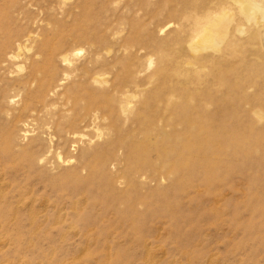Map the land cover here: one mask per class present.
<instances>
[{
  "label": "rangeland",
  "instance_id": "374dc122",
  "mask_svg": "<svg viewBox=\"0 0 264 264\" xmlns=\"http://www.w3.org/2000/svg\"><path fill=\"white\" fill-rule=\"evenodd\" d=\"M232 2L0 0V264H264V19L247 21ZM205 15V26L232 22L223 56L227 44L190 43L192 18ZM78 50L71 69L63 59ZM133 93L130 119H118L114 102ZM137 112L154 122L179 113L229 145L186 135L199 146L183 153L177 179L146 167L147 182L131 184L120 144L95 179L74 167L116 119L121 135L141 139Z\"/></svg>",
  "mask_w": 264,
  "mask_h": 264
},
{
  "label": "bare ground",
  "instance_id": "6f19581e",
  "mask_svg": "<svg viewBox=\"0 0 264 264\" xmlns=\"http://www.w3.org/2000/svg\"><path fill=\"white\" fill-rule=\"evenodd\" d=\"M119 2V1H118ZM233 2L235 3V6L238 5L239 11L241 16L243 15L244 18L247 19V21H256L257 18L260 17L261 19H264V0H233ZM232 2V3H233ZM115 4V3H114ZM234 6V5H232ZM222 7V6H220ZM219 7V8H220ZM226 10V9H225ZM206 11V10H205ZM213 11V10H212ZM209 12V11H208ZM194 13V12H193ZM218 12H215V14ZM226 13V12H224ZM123 14V13H122ZM204 14H207L204 13ZM203 14V15H204ZM213 13V15H215ZM220 14H222L220 12ZM227 14V13H226ZM196 15V14H195ZM209 15V14H208ZM260 17H257V16ZM206 17L203 18H197V19H193V26L190 28L191 30V36H190V43H192L194 45V43H196L197 41L201 42V46L205 45V46H212V47H216L217 51L219 49V45L220 44H227L224 48V50L218 51L219 56H223L224 51H227V49H230L233 45H231V43H228V30L225 29L227 27L221 25L223 23V20H219L218 17L220 16H216V18H214V16L211 18L210 23H212L210 25V27H212V30H206V27H208L207 22L205 23L207 26L204 25L203 23V19L205 18H210V16L205 15ZM212 16V15H211ZM226 18L228 15H225ZM242 16V17H243ZM184 17V16H183ZM190 16H188L187 18H189ZM224 17V16H222ZM185 17V20L187 19ZM208 18V21H209ZM217 19L215 21H213L214 19ZM231 18V17H230ZM243 18V19H244ZM213 19V20H212ZM225 19V18H224ZM228 19V18H227ZM226 19V20H227ZM233 19V18H232ZM246 19L244 21H246ZM183 20V19H182ZM224 20V21H226ZM238 20V19H237ZM187 23L189 22L188 20H186ZM227 22L229 23L230 20L228 19ZM226 22V24H227ZM241 22V21H239ZM222 26V28H220V25ZM232 22H230L229 24H231ZM179 24V23H178ZM192 24V23H191ZM225 24V25H226ZM236 25V24H235ZM234 25V26H235ZM240 25V24H237ZM227 26H229L227 24ZM180 27V26H179ZM209 27V28H210ZM238 27V26H237ZM241 27V25L239 26ZM165 28V27H164ZM229 28V27H228ZM163 29V28H162ZM239 30V28H236ZM227 30V31H226ZM244 30V29H242ZM189 31V32H190ZM206 31V35H204L202 37V34ZM241 31V30H239ZM238 31V33H239ZM236 32V31H235ZM240 33H243L242 31ZM189 34V33H188ZM243 35V34H242ZM240 36V35H239ZM194 42V43H193ZM190 43L188 42V44L190 45ZM233 44V42H232ZM188 45V46H189ZM187 46V45H186ZM187 46V47H188ZM200 46V48H201ZM219 46V47H218ZM186 47V48H187ZM191 47V45H190ZM189 47V48H190ZM218 47V48H217ZM222 47V46H221ZM195 48V45H194ZM193 48V49H194ZM206 48V47H205ZM211 48V47H210ZM125 49V48H124ZM192 49V47L190 48ZM189 49V50H190ZM197 49V47L195 48V50ZM111 50V49H110ZM199 49H197L196 51H198ZM202 50V49H201ZM125 51V50H124ZM192 51V50H191ZM215 50H213L212 52L214 53ZM90 52V51H89ZM205 52V51H204ZM203 52V53H204ZM209 52V49H208ZM194 53V52H193ZM200 53V51H199ZM229 53V52H228ZM227 53V54H228ZM239 53V51H238ZM82 54V50H78L76 51V54L72 55V57H66L63 59V62L69 67V68H73L74 63L73 60L75 57L79 56ZM159 54V53H158ZM217 54V53H216ZM215 55V54H214ZM161 56V55H160ZM8 58V57H7ZM13 56H10L8 58L9 61L13 60ZM209 58H211L210 56L206 57V60H209ZM226 58V57H225ZM101 59V58H100ZM97 61V60H95ZM149 61V60H148ZM163 61V60H162ZM212 61V60H211ZM6 63V62H5ZM4 63V64H5ZM149 69L150 66L152 64H154V62L152 60H150L149 62ZM185 64V63H184ZM188 64V62L186 63V65ZM185 65V66H186ZM190 67V64H188ZM147 66V67H148ZM195 66V65H194ZM146 67V68H147ZM152 67V66H151ZM197 66L194 67V69ZM192 68V65H191ZM222 68V67H221ZM228 68V67H227ZM204 69V68H203ZM206 69V68H205ZM242 69V68H241ZM76 70V69H75ZM198 70V69H197ZM73 71V70H71ZM138 71V70H137ZM195 71V70H194ZM191 70V73L194 72ZM227 71V70H226ZM76 72V71H75ZM142 72V71H141ZM161 72V69H160ZM190 72V71H189ZM196 72V71H195ZM6 73V72H5ZM39 69L36 68L35 69V76L36 74L38 75ZM105 73V72H104ZM74 74V73H73ZM101 74V73H100ZM138 74V73H137ZM187 74V73H186ZM76 75V74H75ZM74 75V76H75ZM102 75V74H101ZM99 75V76H101ZM105 76V75H104ZM110 76V75H109ZM131 76V75H130ZM220 76V75H219ZM66 78H68L67 75H65ZM98 77V75H97ZM103 77V76H102ZM133 77V76H132ZM131 77V79H133ZM138 76H136L137 79ZM198 77V76H197ZM171 78V77H170ZM94 79V78H93ZM95 79L97 80V78L95 77ZM100 79V78H99ZM200 79V78H199ZM94 80V81H96ZM101 80V79H100ZM217 80V78H216ZM93 81V82H94ZM201 81V80H200ZM102 82V81H101ZM106 82V81H104ZM155 82V81H154ZM96 83V82H95ZM94 83V84H95ZM99 83V82H98ZM151 83V82H150ZM184 83V82H183ZM63 79H61L60 81H58V84L56 85L55 89L52 90V93H49V96H52L53 94L56 93V91L58 90L59 87H61L63 85ZM100 85V84H98ZM102 85V84H101ZM151 85V84H149ZM147 84V86H149ZM146 87V86H145ZM212 87V86H211ZM217 87V86H216ZM138 88V87H137ZM60 89V88H59ZM126 90V89H124ZM165 90V89H164ZM196 90V89H195ZM197 92V90H196ZM132 93V92H130ZM129 93V94H130ZM136 93V92H135ZM133 93V95H129V94H124L122 95L123 97L120 99H118V101L114 102L113 108L116 110L117 115H118V119H124L125 121H127L128 119H130V115L134 112V109L136 108V106L132 105L135 102L134 99H137L136 94ZM174 93V92H173ZM76 94L75 89L74 90H69V97H71V99L73 98L72 96ZM135 94V95H134ZM142 95V94H141ZM170 95V94H169ZM227 96V95H226ZM142 97V96H141ZM119 98V97H118ZM7 104L12 105L13 104V100L12 97H7ZM173 97L170 95V97L168 98V100H172ZM223 100V99H222ZM155 101V100H154ZM191 101V100H190ZM168 102V101H167ZM67 104H70V102L67 100L66 102ZM66 104V105H67ZM143 104V103H142ZM148 108L150 107V103H144ZM170 104V103H169ZM63 108V107H62ZM46 109V108H45ZM51 109V107H50ZM55 109V108H54ZM169 109V108H167ZM49 110V109H48ZM52 110V109H51ZM70 112V111H69ZM163 112V111H162ZM252 112V111H251ZM254 113L257 111H253ZM67 113V112H65ZM253 113V114H254ZM175 114V113H174ZM259 114V111H258ZM256 115V114H255ZM7 116V115H5ZM261 116V115H260ZM259 116V118H261ZM8 117V116H7ZM55 117V116H54ZM89 117L91 118V120L94 122V124L96 123L97 119H99L98 116V112L97 111H92L89 113ZM136 117L137 120L140 122V124H142V126H144L142 128V130H139V135L141 136V139L138 138V136H133V134H136V132L132 133V135H130V137L126 136V138L121 135V130L119 127V120L116 119L115 122L111 123V125L106 128L103 132L99 133L98 137L102 138V137H107V140L100 146V148L97 151H92L90 148L88 149H83V153L81 154V156L78 158V163L76 166H74L75 168L77 166H80L81 164H86V168L89 169L90 172V179H95L97 177V175L99 174V172L101 171L102 167H104L106 165L105 163V159L109 158V157H113L115 154V150H116V145L120 144V146L125 148L126 151V158L127 161L129 163V167L127 168L126 171V177L129 180V182L131 184H136V183H145L147 182V177L145 176L144 173H142V170L146 167H150V168H154L156 167V169H160L164 172L165 176L169 179H177V177L179 176V171L181 170V163L183 160V153H190L192 152V149L197 148L194 145H197L196 142L197 140H194V144H192V142H190V140H188L185 136L186 135H190L198 137V139L201 137H203L205 140H208L210 142V144H218L219 147L221 148L220 151H225V149H227L229 142L228 141H220L217 139L216 133H214V129L213 128H201L199 126H196V124H194V122L186 119L183 120L182 118L179 117V113H177V115H174L173 117H169L166 118L164 117V113L163 116H159L158 119L154 122V121H150L148 119H144V117L139 114L138 112L136 113ZM256 117L258 118V116L256 115ZM9 118V117H8ZM61 120V119H60ZM260 120V119H258ZM262 120V119H261ZM92 122V123H93ZM35 123V122H34ZM77 124V123H76ZM75 124V125H76ZM126 124V123H125ZM30 125H34L30 122ZM26 126V124H25ZM45 127V126H44ZM43 127V129H44ZM40 129V128H37ZM36 129V130H37ZM98 131H100L98 129ZM35 129L30 130H25L22 134V138L23 140H25V138H28L29 136H35ZM49 135V134H48ZM68 135V134H66ZM52 136V135H51ZM189 136V137H190ZM201 136V137H199ZM190 137V138H191ZM36 138V137H35ZM48 142L52 143V138L48 137ZM58 138V137H57ZM65 138V137H64ZM71 140H73L74 144H78L81 142H85V138L83 134L80 133H73L70 136ZM193 138V137H192ZM202 138V139H203ZM201 139V140H202ZM40 139L38 138V141ZM138 140V141H137ZM58 141V140H57ZM207 141V142H208ZM92 142V140H88V142H86L88 145H90ZM204 142V140L202 141ZM48 144V143H47ZM207 144V143H206ZM199 146V145H197ZM52 146H48L43 154L42 157H39L38 159L35 160V162L37 164L44 162L48 156L53 152ZM201 147V146H200ZM239 147V145H238ZM215 148V146L213 147H209V149ZM58 151V150H57ZM204 153H206L204 151ZM119 154V153H118ZM191 154V153H190ZM155 155L156 159L155 161L152 160V156ZM92 158H96L98 159V163L93 164L91 162ZM60 162L61 165L64 166H70L71 164L74 163V160L71 159H66V160H61L60 157ZM74 174L72 176V178H74L75 180H77L79 183L81 182V177L79 175V172L77 170H74ZM193 171V170H191ZM195 172V170H194ZM161 181H163L161 179ZM175 182V181H174ZM153 183V182H152ZM120 186V185H119Z\"/></svg>",
  "mask_w": 264,
  "mask_h": 264
}]
</instances>
